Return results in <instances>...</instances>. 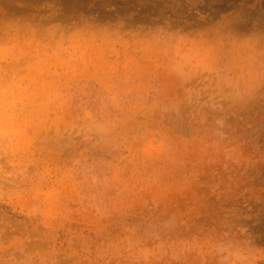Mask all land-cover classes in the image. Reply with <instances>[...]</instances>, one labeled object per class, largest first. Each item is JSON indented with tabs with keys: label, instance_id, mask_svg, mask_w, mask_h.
<instances>
[{
	"label": "rangeland",
	"instance_id": "1",
	"mask_svg": "<svg viewBox=\"0 0 264 264\" xmlns=\"http://www.w3.org/2000/svg\"><path fill=\"white\" fill-rule=\"evenodd\" d=\"M262 70L264 0H0V264H264Z\"/></svg>",
	"mask_w": 264,
	"mask_h": 264
},
{
	"label": "clouds",
	"instance_id": "2",
	"mask_svg": "<svg viewBox=\"0 0 264 264\" xmlns=\"http://www.w3.org/2000/svg\"><path fill=\"white\" fill-rule=\"evenodd\" d=\"M260 76L262 79H264V70L260 72ZM252 93L253 88L248 87L246 85H240L238 88L234 89V91L230 93V95H235L239 97V102L242 106L250 103L257 105L264 104V90H260L258 93H256L254 99L252 97ZM243 114L244 113L241 112V115ZM0 167H2V165H0Z\"/></svg>",
	"mask_w": 264,
	"mask_h": 264
}]
</instances>
